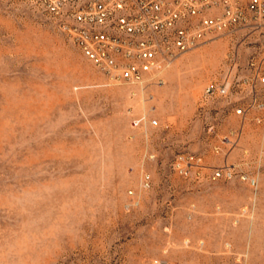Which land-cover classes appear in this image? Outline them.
<instances>
[{
  "label": "rangeland",
  "instance_id": "1",
  "mask_svg": "<svg viewBox=\"0 0 264 264\" xmlns=\"http://www.w3.org/2000/svg\"><path fill=\"white\" fill-rule=\"evenodd\" d=\"M259 74L264 22L139 85L0 0V264H264Z\"/></svg>",
  "mask_w": 264,
  "mask_h": 264
},
{
  "label": "built area",
  "instance_id": "2",
  "mask_svg": "<svg viewBox=\"0 0 264 264\" xmlns=\"http://www.w3.org/2000/svg\"><path fill=\"white\" fill-rule=\"evenodd\" d=\"M30 1L55 20L107 78L139 85L157 77L207 36L258 28L264 22V0ZM257 76L264 84V77ZM229 91L230 84L210 86L206 94L226 96ZM226 177L232 174L227 172Z\"/></svg>",
  "mask_w": 264,
  "mask_h": 264
}]
</instances>
